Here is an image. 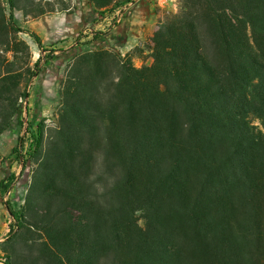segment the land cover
I'll list each match as a JSON object with an SVG mask.
<instances>
[{"label": "trees", "instance_id": "obj_1", "mask_svg": "<svg viewBox=\"0 0 264 264\" xmlns=\"http://www.w3.org/2000/svg\"><path fill=\"white\" fill-rule=\"evenodd\" d=\"M1 1L0 136L32 78L14 67L28 45L10 15L55 10L7 0V18ZM89 2L102 15L135 4ZM152 41L141 66L73 47L55 127L27 121L32 176L4 264H264V0H179ZM7 158L0 145V199Z\"/></svg>", "mask_w": 264, "mask_h": 264}, {"label": "rangeland", "instance_id": "obj_2", "mask_svg": "<svg viewBox=\"0 0 264 264\" xmlns=\"http://www.w3.org/2000/svg\"><path fill=\"white\" fill-rule=\"evenodd\" d=\"M33 1L34 4L29 3L27 11L37 8L39 4L46 8L55 7V10L39 16L25 14L21 10L14 11L13 15H10L17 29L14 36L28 45V48L23 44L18 45L19 58L14 67L23 71L30 69L32 78L26 89L29 96L19 99L22 106L14 119L16 127L6 130L0 136L3 154L8 156V160L3 163L5 182L10 185L7 193L0 199V205L4 210V219L12 223L7 230L0 233V238L3 240L9 236L12 229L16 228L15 220L8 217V209L18 208L23 202L22 199L32 176L28 168L22 173L25 161L19 166L21 147L28 148L30 145L27 121L33 119L34 113L37 112L41 119H45L48 129L55 127L54 111L60 100L59 83L63 77L65 65L74 51L73 47L91 41V44L114 49L122 57L132 59L137 66L153 63L152 35L146 34L143 41L129 49L124 45L123 41L126 37L124 24L128 21V12L132 10L131 2L112 11H106L102 15L95 10L89 0H63L69 5L66 10H59L61 6L59 0ZM153 2L155 12L160 15L159 20L179 9V0H169L165 4H161L159 0H153ZM1 6L6 10L8 18L11 11L8 1L2 0ZM33 33L41 37L45 50L40 49ZM28 108L30 109L29 115ZM25 116H27L26 122L24 121ZM15 147H19L20 152L12 153ZM10 219L11 222H9ZM0 256H3L1 250ZM0 264H4L1 259Z\"/></svg>", "mask_w": 264, "mask_h": 264}, {"label": "crops", "instance_id": "obj_3", "mask_svg": "<svg viewBox=\"0 0 264 264\" xmlns=\"http://www.w3.org/2000/svg\"><path fill=\"white\" fill-rule=\"evenodd\" d=\"M128 12L127 23L124 24L126 37L124 45L129 49L144 40L146 34L153 35L158 27L159 16L154 9L153 0H135V4ZM4 210L0 205V233L7 230L12 223L6 222L3 217ZM11 222V219L9 220ZM0 241L3 239L0 238Z\"/></svg>", "mask_w": 264, "mask_h": 264}, {"label": "built area", "instance_id": "obj_4", "mask_svg": "<svg viewBox=\"0 0 264 264\" xmlns=\"http://www.w3.org/2000/svg\"><path fill=\"white\" fill-rule=\"evenodd\" d=\"M169 0H159V2L161 3V4H165L166 2H168ZM118 16L120 17V14L118 13ZM27 143V142H26ZM28 149H29V147L27 148H25L24 146H22L21 147V155H20V160H21V162H20V164H19V166L22 164V162H24V161H26V159H27V152H28Z\"/></svg>", "mask_w": 264, "mask_h": 264}, {"label": "water", "instance_id": "obj_5", "mask_svg": "<svg viewBox=\"0 0 264 264\" xmlns=\"http://www.w3.org/2000/svg\"><path fill=\"white\" fill-rule=\"evenodd\" d=\"M27 109V108H26ZM24 121L26 122L27 121V116L24 117ZM8 217H12V212L10 209H8Z\"/></svg>", "mask_w": 264, "mask_h": 264}]
</instances>
